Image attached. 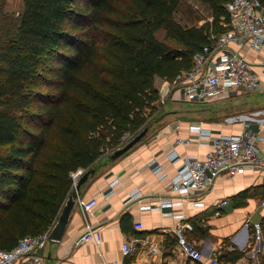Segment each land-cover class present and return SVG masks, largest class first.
I'll use <instances>...</instances> for the list:
<instances>
[{"label":"trees","instance_id":"obj_1","mask_svg":"<svg viewBox=\"0 0 264 264\" xmlns=\"http://www.w3.org/2000/svg\"><path fill=\"white\" fill-rule=\"evenodd\" d=\"M196 1L208 16L190 24L175 17L182 0H22L11 29L0 23V248L49 230L72 172L156 119L155 76L173 80L227 27L228 0Z\"/></svg>","mask_w":264,"mask_h":264},{"label":"crops","instance_id":"obj_2","mask_svg":"<svg viewBox=\"0 0 264 264\" xmlns=\"http://www.w3.org/2000/svg\"><path fill=\"white\" fill-rule=\"evenodd\" d=\"M229 45L238 48L251 72L264 82V40L258 49L248 43ZM160 81L165 84L167 79L155 76V86L162 95ZM173 89L169 95L179 98V89ZM228 96L234 100L241 98L243 105L227 117L193 119L180 116L176 107L169 108L147 126L143 137L127 151L115 159L101 157L95 171L80 184L60 238H47L38 248L44 264H183L189 258L173 231L179 222L185 223L187 239L203 252L202 261L218 257V264H264V205L260 202L264 197V167L248 166L231 176L223 172L211 185L198 191L197 198L194 195L189 200L170 191L167 178H160L152 170L155 163L160 164L162 171L170 176L185 156L205 155L210 143L203 138L196 139L190 130L191 124L199 125L211 136L240 133L249 127L258 137L259 146L264 148V91L238 90ZM189 135L192 136L188 143L179 141ZM173 150L178 157L171 160L167 154ZM152 159H155L153 163ZM136 190L139 196L128 200ZM93 196L97 197V204L84 214L79 201ZM195 199L201 202L196 203ZM222 200L226 202L219 204ZM256 220L262 223L260 239H255L252 233L251 223ZM191 221L205 234H197ZM87 224L100 232L98 243L82 241ZM123 241L133 245L129 255L122 253ZM151 244L156 247L155 251H149ZM234 247L245 252L229 263L224 256Z\"/></svg>","mask_w":264,"mask_h":264},{"label":"built area","instance_id":"obj_3","mask_svg":"<svg viewBox=\"0 0 264 264\" xmlns=\"http://www.w3.org/2000/svg\"><path fill=\"white\" fill-rule=\"evenodd\" d=\"M228 21L227 27L220 33H210V42L204 44L193 54L192 65L174 78L181 91V97L191 102H206L227 97L233 91H264V82L252 73L246 58L239 53L238 48L229 47L235 42L239 46L248 43L258 49L264 40V2L262 0H228L225 2ZM190 130L196 139H206L210 143L203 157L185 156L173 175L167 176L160 164L152 166L160 178H167V188L176 192L185 200L197 198V192L211 185L223 172L234 175L242 172L248 166L264 167V148L258 143V137L249 127L240 133H219L210 135L197 124H191ZM197 135V136H196ZM192 136V135H191ZM191 136L180 138L182 143H188ZM168 157L174 160L178 157L176 151L168 152ZM155 159L150 162L153 163ZM83 172L81 168L72 172L73 182ZM139 190L134 191L129 199L139 196ZM169 202V199L164 200ZM196 203L201 200L195 199ZM226 200L219 201L224 204ZM264 205V197L260 200ZM85 214L97 204V197L79 201ZM253 237H262V223L259 220L251 223ZM177 241L187 258L191 261L201 260L203 252L185 237V223L179 222L173 227ZM48 238V230L37 234H25L10 249L0 248V264H44L43 255L38 251ZM82 241L92 240L98 243L100 232L87 224L81 237ZM123 255H129L133 245L122 242ZM156 247L150 245L149 251ZM72 264V263H69ZM115 264H121L115 262ZM185 264V263H183ZM203 264H218L216 257L208 258Z\"/></svg>","mask_w":264,"mask_h":264},{"label":"rangeland","instance_id":"obj_4","mask_svg":"<svg viewBox=\"0 0 264 264\" xmlns=\"http://www.w3.org/2000/svg\"><path fill=\"white\" fill-rule=\"evenodd\" d=\"M22 9V0H0V20L1 24L4 23V27H9L14 24L16 15ZM204 16H208V11H206L205 7L201 5L196 0H182L180 5L178 6L175 17L183 22V23H195L204 20ZM95 30V29H93ZM4 31L0 30V35L3 34ZM158 37H162L163 33L161 30L157 32ZM167 83V84H166ZM168 87H164L166 86ZM172 85V87H171ZM160 89L163 90L162 95L160 94V98L158 101L157 111L155 112L153 117L158 118L160 114H162L165 110L169 108L176 107V111L180 116L191 117L193 119L197 118H224L227 117V114L231 111H237V109L243 105L241 102V98L232 99L229 96L221 99L210 100L206 102H190L181 97V91L178 87L175 79L167 80L165 84L162 81L158 83ZM163 87V88H162ZM172 88L179 89L180 97L179 98H171L169 95L172 91ZM41 90L45 92H53L50 87H40ZM166 90V91H164ZM174 111V112H176ZM234 111V112H235ZM157 122V121H156ZM157 125H161V122H157ZM127 138L122 142L124 144L128 141L132 136L126 134ZM121 144V145H122ZM82 174V173H81ZM80 174V175H81ZM79 175V176H80ZM78 176V178H79ZM77 178V179H78Z\"/></svg>","mask_w":264,"mask_h":264},{"label":"water","instance_id":"obj_5","mask_svg":"<svg viewBox=\"0 0 264 264\" xmlns=\"http://www.w3.org/2000/svg\"><path fill=\"white\" fill-rule=\"evenodd\" d=\"M147 129H148V127L146 126L142 130H140L138 133L133 135L124 144H122L121 146L114 149L109 154V157L111 159H115L116 157H118L119 155H121L122 153L127 151L133 144H135L138 140H140L143 137V135L146 133ZM94 171H95V168L85 170L84 172H82V174L79 176V178L75 182H73L72 189L68 193L67 198H66L65 202L63 203L60 211H59V214L56 218V221H55L51 231L49 232L48 238H50V239H59L60 238L62 231L66 225V222L68 220L69 214H70V212L74 206L75 199H76L77 193L79 191L80 184L88 178L90 173H93Z\"/></svg>","mask_w":264,"mask_h":264}]
</instances>
